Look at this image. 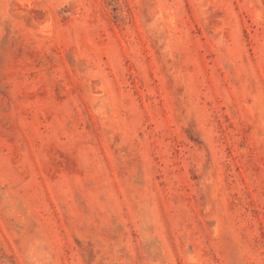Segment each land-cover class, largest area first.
<instances>
[{
    "label": "rangeland",
    "instance_id": "374dc122",
    "mask_svg": "<svg viewBox=\"0 0 264 264\" xmlns=\"http://www.w3.org/2000/svg\"><path fill=\"white\" fill-rule=\"evenodd\" d=\"M0 264H264V0H0Z\"/></svg>",
    "mask_w": 264,
    "mask_h": 264
}]
</instances>
